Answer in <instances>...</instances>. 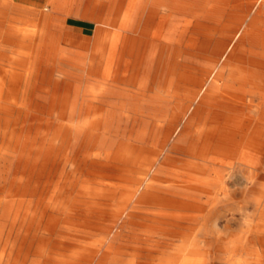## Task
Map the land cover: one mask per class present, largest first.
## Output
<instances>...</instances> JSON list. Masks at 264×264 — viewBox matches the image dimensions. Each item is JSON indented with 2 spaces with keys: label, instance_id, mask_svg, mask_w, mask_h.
Instances as JSON below:
<instances>
[{
  "label": "rangeland",
  "instance_id": "obj_1",
  "mask_svg": "<svg viewBox=\"0 0 264 264\" xmlns=\"http://www.w3.org/2000/svg\"><path fill=\"white\" fill-rule=\"evenodd\" d=\"M37 1L39 16L36 18L49 13L45 10L49 0ZM51 15L54 19L52 22L55 23V28L53 24L52 28L61 34L66 32V47H62L66 50V63L58 65L56 61L62 69L59 70L62 77L67 76L66 82L71 84L70 88L66 87L70 108V115L66 118V152L55 153L42 169L32 170L33 172L28 168L15 173L12 171L6 182L0 183V264H7L9 255L8 264H38L39 250L45 254L60 252L54 242L65 241L71 227L62 222L66 218L65 209H61L58 214L52 213L53 203L88 201L93 188L113 190V196L102 201L104 203L128 204L120 218L110 219L96 235L100 249L92 260L84 264H264V152L232 148L226 155L218 157L225 163L217 166L195 161L185 155L184 145L175 144L178 135L173 133L177 124L167 118L165 121L162 118L163 111L164 108L174 107L179 114H186L191 118H196L197 111L190 104V94L175 88L176 82L173 81L172 89L167 91L170 78L167 68L170 67L165 62L166 55L160 50H156V53L151 50L148 38L141 35L142 21L135 34L115 43L111 79L98 80L101 82L97 88L98 100L94 102L104 110L103 116L105 114L107 121L105 124L109 128L105 133L101 130L92 132L88 127L89 120L84 115L87 105L93 103L85 93L86 80L91 78L87 74H92L97 69L95 66L104 69L112 50L108 46L105 54L91 64L90 41L94 36L95 24L86 23L71 14L62 15L63 17L57 13ZM41 26L42 22H39L30 29L39 35ZM47 28L50 29L51 26ZM40 53L43 54L44 49ZM152 59L155 60L152 68L143 72V68ZM135 63L140 65L141 71L131 72ZM140 81L146 83L143 91L140 90L139 83H136ZM160 107L162 113L158 112L159 116L153 117V121L148 119L147 114L141 116L138 112L152 114ZM262 109L263 107L254 104L250 115L256 120L260 119L257 126L264 130ZM197 127V121H194L187 133ZM90 133H93L92 137ZM141 136L144 140L137 139ZM259 140L264 143V138ZM88 141L90 146H87ZM100 144L103 145L102 148L98 147ZM198 144H202V141ZM211 152L212 150L209 153ZM6 169L7 165L0 161V179ZM91 173H95V176ZM13 178L16 181L11 183ZM108 180L114 186L107 188L101 184ZM143 181L144 184L140 187ZM147 184L150 187H146ZM130 191L134 194V199L126 198ZM36 203H50L47 213L53 219L41 216ZM61 235L64 236L63 239ZM6 240V253L2 254ZM15 257H18L16 261Z\"/></svg>",
  "mask_w": 264,
  "mask_h": 264
},
{
  "label": "bare ground",
  "instance_id": "obj_2",
  "mask_svg": "<svg viewBox=\"0 0 264 264\" xmlns=\"http://www.w3.org/2000/svg\"><path fill=\"white\" fill-rule=\"evenodd\" d=\"M36 1L0 0V161L7 165L0 183L6 182L8 176L17 170L42 169L55 153L66 152V118L70 115L66 87L70 88L71 84L66 82L67 76L62 77L59 71L62 69L58 67L66 63V50L62 48L66 47V32L61 34L52 28V24L55 28V23L52 22L54 19L51 13H57L61 17L71 14L86 23L95 24L94 36L90 41L91 64L93 60L105 54L108 46L112 50L104 69L95 66L97 69L92 71V74L91 72L87 74L91 78L86 80L85 93L90 96L93 103L87 105L84 115L86 120H89L88 127L92 132L99 130L104 132L108 127L105 124V114L103 116L104 110L94 102L98 100L96 98L100 82L98 80L111 79L110 70L115 43L127 40L130 34H135L140 29L138 26L142 21L141 35L148 38L151 50L155 53L156 50H160L166 55L165 62L170 67L167 68L170 76L167 91L172 89L173 81L176 82L175 88L190 94V104L197 111L196 118L179 114L174 107L164 108L163 111L162 118L165 121L167 118L177 124L173 133L178 135L175 144L184 145L185 155L195 161L217 166L225 163L218 157L226 155L232 148L264 152V143L259 140L264 138V130L257 126L260 119L258 117L259 120H256L250 115L251 106L254 104L263 107V111L259 112L264 113V0H49L45 6V10L49 13L38 18H36L38 15ZM39 22H42L41 31L36 35L30 27H36ZM49 25L50 29L47 28ZM42 49H44L43 54L40 53ZM124 54L126 56V53ZM136 63L133 64L131 72L142 70ZM154 63L155 60L152 59L146 64L147 67L143 68V72L149 71ZM136 83H139L141 91L145 89L144 81ZM138 112L141 116L147 114L151 121L153 117L159 116L158 112L162 113L161 107L155 109L152 114L146 111ZM194 121H197L198 127L187 133ZM90 134L92 137L93 133ZM137 139L144 140V137ZM90 141L87 142V146H90ZM199 141H202V144H198ZM102 146L98 145L100 148ZM210 150H212L211 154ZM91 175L95 176V173ZM14 180L15 178L11 183ZM101 184L107 188L114 186L109 180ZM146 187H150L149 184ZM111 196H113L111 189L93 188L88 201L53 203L52 213L58 214L61 209L66 210V218L62 222L71 227V231L66 235L65 241L54 242L60 252L45 254L44 251L39 250L38 264H84L92 260L101 246L95 238L96 235L103 230L110 219L120 218L128 204L102 202ZM131 197L133 198L134 194L130 191L126 198ZM49 205L50 203H36L41 216L53 219L47 213ZM61 237L64 238L63 235ZM7 240L4 242L2 254L6 253L5 248L9 241ZM9 258L10 255L7 256V264ZM17 259L18 257H15L14 261Z\"/></svg>",
  "mask_w": 264,
  "mask_h": 264
}]
</instances>
